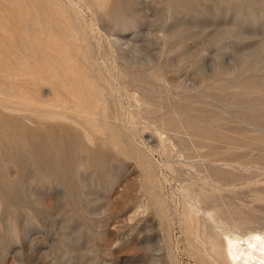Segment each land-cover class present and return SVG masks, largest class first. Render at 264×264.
<instances>
[{
	"label": "rangeland",
	"instance_id": "1",
	"mask_svg": "<svg viewBox=\"0 0 264 264\" xmlns=\"http://www.w3.org/2000/svg\"><path fill=\"white\" fill-rule=\"evenodd\" d=\"M254 231L264 0H0V264H223Z\"/></svg>",
	"mask_w": 264,
	"mask_h": 264
},
{
	"label": "bare ground",
	"instance_id": "2",
	"mask_svg": "<svg viewBox=\"0 0 264 264\" xmlns=\"http://www.w3.org/2000/svg\"><path fill=\"white\" fill-rule=\"evenodd\" d=\"M223 245L226 251L223 264H264L263 233L254 231L246 237L227 236Z\"/></svg>",
	"mask_w": 264,
	"mask_h": 264
}]
</instances>
